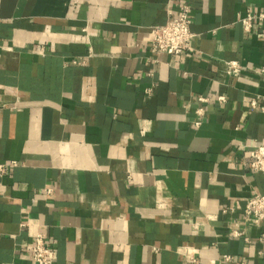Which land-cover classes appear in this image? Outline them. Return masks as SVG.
<instances>
[{"label":"crops","instance_id":"1","mask_svg":"<svg viewBox=\"0 0 264 264\" xmlns=\"http://www.w3.org/2000/svg\"><path fill=\"white\" fill-rule=\"evenodd\" d=\"M181 6L190 47L152 54ZM246 11L264 0H0V264H34L39 233L53 264H264L244 215L264 196V21L245 33Z\"/></svg>","mask_w":264,"mask_h":264},{"label":"built area","instance_id":"2","mask_svg":"<svg viewBox=\"0 0 264 264\" xmlns=\"http://www.w3.org/2000/svg\"><path fill=\"white\" fill-rule=\"evenodd\" d=\"M264 21V15L252 14L246 11L243 16L239 17V23L245 33H250L257 22ZM191 18L187 6H181L179 14L162 26L153 27L150 30L152 41L150 51L152 54H165L173 57L183 56L190 47L194 35L190 30ZM227 74L232 78H238L240 75V66L236 62L226 63ZM256 100V99H255ZM251 102V108H258L264 115V107H258L257 101ZM200 107L196 111L197 120L195 127L201 125V119L204 114L203 106L207 104L206 98H198ZM219 104L225 103L224 97H218ZM248 168L253 174H264V142L252 147L249 154ZM15 166L14 163L0 164V177L6 175L8 171ZM244 215L254 221L264 222V196L258 195L248 200L244 207ZM235 237H242V233H235ZM264 242V234L259 238ZM29 256L34 264H53L52 250L47 237L39 233L35 236L34 242L30 247ZM228 260V259H225ZM190 264H198L195 260H190Z\"/></svg>","mask_w":264,"mask_h":264}]
</instances>
